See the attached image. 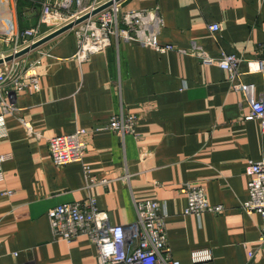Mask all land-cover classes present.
Segmentation results:
<instances>
[{
    "label": "crops",
    "instance_id": "1",
    "mask_svg": "<svg viewBox=\"0 0 264 264\" xmlns=\"http://www.w3.org/2000/svg\"><path fill=\"white\" fill-rule=\"evenodd\" d=\"M3 4L6 31L36 25L37 16L21 17L20 4ZM123 8L156 12L157 41L174 50L110 39L103 52L80 62L75 37L66 32L32 52L49 55L37 71L40 91L19 94L18 115L5 116L0 127V155H11L0 181V264H97L87 237L54 241L47 217L56 206L89 198L119 226L136 220L137 203L161 204L179 264H247L253 250L251 263L264 264V250L256 249L261 217L241 208L249 198L248 162L264 161L261 124L244 119L264 93V74L249 64L264 62V0H125ZM213 24L220 30L210 32ZM193 43L211 57L240 60L238 82L246 90L190 54ZM129 115L136 116L133 134L107 129L115 116ZM81 129L89 132L83 164L56 167L48 140ZM90 180L108 183L90 187ZM186 183L202 186L222 212L185 215L187 197L178 189ZM194 253L209 259L196 263Z\"/></svg>",
    "mask_w": 264,
    "mask_h": 264
},
{
    "label": "built area",
    "instance_id": "2",
    "mask_svg": "<svg viewBox=\"0 0 264 264\" xmlns=\"http://www.w3.org/2000/svg\"><path fill=\"white\" fill-rule=\"evenodd\" d=\"M20 4L21 17L30 21L37 16L36 25L18 30L14 25L5 33H0V127L5 116H17L20 109L16 98L21 93L40 91L38 69L42 58L49 56L39 53L33 57L36 49L15 57L42 38L87 16L70 31L76 40L75 57L78 61L88 60L95 54L103 52L109 46L110 39L116 42L138 43L157 52L173 51L172 46H161L157 34L161 21L156 12L124 10L125 0H12ZM224 1V0H220ZM106 8L93 14L99 8ZM43 28V29H42ZM209 31L220 30L219 24L209 26ZM190 54L196 56L205 66H217L228 72L231 85L239 92L246 87L238 82V65L240 60L235 56L222 55L214 58L207 55L197 44L191 45ZM264 49V44L262 45ZM11 60L6 61L7 58ZM252 72L264 74V62H250ZM250 114L244 119L257 120L264 133V93L250 104ZM30 130L29 125L24 124ZM136 128V116H115L107 129L119 136L133 134ZM89 132L81 129L76 132L52 137L48 140L51 160L56 167L68 164H83L87 151ZM11 159L10 154L0 155V181L3 180L2 164ZM84 167V175L89 177ZM248 179V200L241 206L248 214H259L261 217L260 236L256 249L264 250V161H249L245 169ZM106 185L104 180H90L88 186ZM179 192L187 197L185 215L199 217L202 213H221V206H212L206 199L204 189L198 184L186 183L180 186ZM136 220L128 225H112L107 213L97 208L93 198L87 203L62 204L50 209L47 213L52 238L54 241L73 242L85 236L97 250V264H179L172 258L167 243L166 214L164 207L155 201L137 203ZM256 251L248 253L247 264H252ZM194 262H204L208 255H192Z\"/></svg>",
    "mask_w": 264,
    "mask_h": 264
},
{
    "label": "water",
    "instance_id": "3",
    "mask_svg": "<svg viewBox=\"0 0 264 264\" xmlns=\"http://www.w3.org/2000/svg\"><path fill=\"white\" fill-rule=\"evenodd\" d=\"M116 1H121V0H116ZM109 5H110V3L107 4V5H105V6H103V7H101V8H99L98 10H96L95 12H93V14L101 11L102 9L106 8ZM86 18H87V16H85L84 18L76 21L73 24H70V25H68V26H66V27H64V28H62V29H60V30H58V31H56V32H54V33H52V34L44 37V38H42L41 40H39L36 43H34L33 45H31L29 48H26L25 50H23L20 53H18L15 57H19V56L24 55V54H26V53H28V52L36 49V48L41 47L43 44L51 41L52 39H54V38H56V37H58V36H60V35H62L64 33L68 32V31H70L75 25L79 24L81 21H83ZM9 60H11L10 57L6 59V61H9ZM0 63H1V61H0Z\"/></svg>",
    "mask_w": 264,
    "mask_h": 264
},
{
    "label": "rangeland",
    "instance_id": "4",
    "mask_svg": "<svg viewBox=\"0 0 264 264\" xmlns=\"http://www.w3.org/2000/svg\"><path fill=\"white\" fill-rule=\"evenodd\" d=\"M6 0H3V3L5 2ZM0 4V14L3 12L2 10H4V4ZM6 5V4H5ZM5 11H7V12H5L6 13V16H7V19L6 20H8L9 19V22H10V16H9V13H8V10H5ZM14 17V16H13ZM5 20V21H6ZM7 22V21H6ZM3 27L5 28V24L2 26V22H1V20H0V32H2L4 29H3ZM3 33V32H2ZM96 181V180H95ZM105 182H106V184L108 183L107 181L108 180H104ZM97 182H100V181H97Z\"/></svg>",
    "mask_w": 264,
    "mask_h": 264
},
{
    "label": "bare ground",
    "instance_id": "5",
    "mask_svg": "<svg viewBox=\"0 0 264 264\" xmlns=\"http://www.w3.org/2000/svg\"><path fill=\"white\" fill-rule=\"evenodd\" d=\"M5 10H7V6L4 4V10H2L3 12L0 14V20H1V22L5 21L7 19V16H6V13H5L7 11H5ZM2 32L5 33L6 32V29H4ZM2 32H0V33H2Z\"/></svg>",
    "mask_w": 264,
    "mask_h": 264
}]
</instances>
